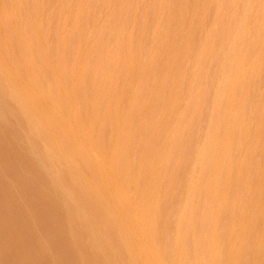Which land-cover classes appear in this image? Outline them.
Instances as JSON below:
<instances>
[{"label":"rangeland","instance_id":"obj_1","mask_svg":"<svg viewBox=\"0 0 264 264\" xmlns=\"http://www.w3.org/2000/svg\"><path fill=\"white\" fill-rule=\"evenodd\" d=\"M130 259L264 264V0H0V264Z\"/></svg>","mask_w":264,"mask_h":264},{"label":"bare ground","instance_id":"obj_2","mask_svg":"<svg viewBox=\"0 0 264 264\" xmlns=\"http://www.w3.org/2000/svg\"><path fill=\"white\" fill-rule=\"evenodd\" d=\"M239 1V0H238ZM3 91V90H2ZM2 97V96H1ZM4 124V123H3ZM4 131V130H3ZM35 161V160H34ZM37 163V162H36ZM35 163V164H36ZM56 172V171H55ZM59 174V173H58ZM58 193V192H57ZM67 213V212H66ZM204 220V219H203ZM69 221V220H68ZM185 229V228H184ZM187 230V229H186ZM71 231V230H70ZM167 231V230H166ZM124 235V234H123ZM76 236V235H75ZM83 236V235H82ZM128 236V235H127ZM40 238V237H39ZM182 238V237H181ZM190 240V239H189ZM76 241V240H75ZM102 241V240H101ZM193 241V240H192ZM184 243V242H183ZM77 244H78V242H77ZM39 245V244H38ZM104 246V245H103ZM46 247V246H45ZM191 247V246H190ZM49 248V247H48ZM189 248V247H188ZM50 249V248H49ZM75 249V248H74ZM125 249V248H124ZM177 249V248H176ZM100 250V249H99ZM189 250V249H188ZM44 251V250H43ZM178 252V251H177ZM19 253H21V252H19ZM125 253H126V251H125ZM187 253V252H186ZM189 253V252H188ZM187 253V254H188ZM48 254V253H47ZM128 254V253H127ZM192 254V253H191ZM108 255V254H107ZM89 256V255H88ZM99 256V255H98ZM109 256V255H108ZM142 256V255H141ZM183 256V255H182ZM56 257V256H55ZM106 257V256H105ZM118 257V256H117ZM187 258V257H186ZM111 259V258H110ZM100 260V259H99ZM102 260V259H101ZM132 259H130L128 262H129V264H133L134 262L133 261H131ZM88 261V260H87ZM138 261V260H137ZM204 261H206V260H204ZM25 262H26V260H25ZM82 262V261H81ZM107 262V261H106ZM139 262V261H138ZM187 262V261H186ZM136 263V262H135ZM134 263V264H135ZM141 263V262H140ZM146 263V262H145ZM188 263V262H187ZM206 263V262H205ZM204 263V264H205ZM148 264V263H147ZM201 264V263H200ZM203 264V263H202Z\"/></svg>","mask_w":264,"mask_h":264}]
</instances>
